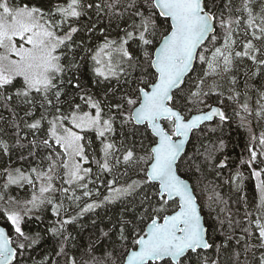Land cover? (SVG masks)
<instances>
[{
    "label": "snow or ice",
    "instance_id": "1",
    "mask_svg": "<svg viewBox=\"0 0 264 264\" xmlns=\"http://www.w3.org/2000/svg\"><path fill=\"white\" fill-rule=\"evenodd\" d=\"M113 25L118 39L107 34ZM97 32L103 42L93 48ZM197 60L207 70L186 89ZM88 61L93 78L85 80ZM208 77L227 80L228 100L244 97L242 126L248 116L264 121V0H0V218L11 229L0 226V264H22L49 233L59 245L55 256L78 264L67 255V226L118 201L119 219L89 247L95 252L99 243L103 255L83 264H264V132L250 136L249 158L241 161L256 179L258 203L240 195L244 174L232 173L223 184L242 209L233 213L231 197L213 186L209 199L219 212L211 232L185 178L208 170L220 176L228 167L227 156L217 160L222 138L203 152L186 150L206 122L215 133L229 120L223 99L208 103L224 95L216 79L206 86ZM13 156L28 167L12 166ZM97 183L108 195L83 201ZM12 187L31 194L17 198ZM49 210L54 225L24 230ZM42 264L60 261L46 256Z\"/></svg>",
    "mask_w": 264,
    "mask_h": 264
},
{
    "label": "trees",
    "instance_id": "2",
    "mask_svg": "<svg viewBox=\"0 0 264 264\" xmlns=\"http://www.w3.org/2000/svg\"><path fill=\"white\" fill-rule=\"evenodd\" d=\"M17 3H30L31 0H16ZM234 2L239 5L241 0H234ZM100 27V25H98ZM107 34L109 35L110 39H118L119 36L122 35V32L113 25L111 28L107 29ZM79 39V35L76 37ZM103 42V37L100 36L99 32L95 34V39L90 41V44L93 48ZM83 55V53H80ZM250 61H245L244 65H241L240 73L237 76V88L241 92L245 90L244 88V71L246 70V66L249 65ZM92 62L88 61V64L85 65L80 71L83 73V79L90 80L92 79V75L90 72V66ZM207 70V65H202L198 60L194 64V70L188 74L186 77V82L183 87L193 88L195 82L203 75V72ZM78 73L77 75H79ZM213 79H216V82L220 84L222 87L218 89L224 93L222 97H217L215 95L211 96L208 100L210 104H219V100L223 99L224 104L220 105L223 107L229 116V120L226 125L223 127L222 131L218 130L217 132L213 133L209 131V129L215 127V123H206V127L204 128V133H197L198 136H201V139L197 140L195 138L192 139V142L186 146V150L188 151L189 155H193L194 153L199 150L200 152L204 151L205 147L210 148L213 144H218L219 139L224 140L225 147L222 153H217V160L224 159L225 156L228 157V167L224 169L220 176L216 175L214 170L205 171L203 175L197 173L195 175L189 173L185 178L190 182L191 186L195 187V194L198 197V202L202 206V216L206 225L209 226V231L211 232L213 228L217 227V214L219 212V207L216 205L211 204L209 197L213 196L212 187L217 186V190L220 191L225 199H229V205L233 211L236 212L237 207H241L242 205H237L235 200L237 195L233 192H230L229 186L223 184L225 179H228L230 175L237 170L241 171L244 176V188L243 192L240 195H245L249 201L255 200L258 203V194L255 188L256 179L251 175V169L247 166V164H242V160H247L249 158V146H253V143L250 142V136L255 134L257 137L264 132V121H260L259 123L254 118V120H248V124L242 126L233 124L232 119L235 118L236 112H241L242 109L240 108V104L243 103L244 97L241 96L238 102H234L228 100L227 97L230 94L229 89L232 87L227 80H222L219 78L208 77L206 78V86L213 82ZM257 82H259V77H257ZM257 96L255 91L249 92L248 103L251 108H256V100L255 102L252 101V98ZM251 100V101H250ZM79 102V101H77ZM252 102V103H251ZM0 111H3L0 109ZM234 113V117H233ZM7 116V112L3 113ZM238 122V121H236ZM251 129V132L249 131ZM98 143V142H97ZM203 145V146H202ZM256 147L258 150V141L256 142ZM7 160V157L3 158ZM12 166H23L25 168L28 165L24 164L22 161H19L16 156L12 157ZM87 166V165H86ZM95 171V165H92ZM109 179L111 177H108ZM133 179L136 177L133 176ZM125 177L120 178V183H124ZM264 179V177H262ZM0 184H3V178H0ZM90 188L93 189V196L91 198H82L85 202H92L95 200L102 199L107 193V189L104 185L97 183L95 186L89 185ZM96 189H99V196L96 195ZM31 190L27 187L23 189H17L12 187L10 189V195L15 196L20 199H26L30 196ZM80 194L79 192L77 193ZM2 206V205H0ZM67 206V204H66ZM124 206L118 201L113 204H106L102 207L95 209L94 212L85 214L84 216L80 217L77 221L73 224L67 226V232L71 234V241L68 245H66V251L68 257H75L78 261V264H83L84 261L88 260L90 256H95L97 258L101 257L104 253V249L98 243L96 245L97 251L90 252L89 247L90 244L96 240V237L99 235V231L101 229L107 230L116 221L119 219L121 214V210ZM215 209V210H213ZM77 209L73 207L70 209L68 215H75ZM242 211L240 215L242 216ZM224 214H221V218H223ZM64 218V217H62ZM237 219L240 218L239 216L236 217ZM57 218L51 214V211H46L44 214V219L42 221L32 220L27 222L23 225V228L26 232H36L41 231L43 232L48 227L55 224ZM95 221V224H93ZM0 225H3L6 230L11 231L10 227L4 222L2 218H0ZM57 227L59 225H56ZM226 227V225H225ZM237 234L239 231L237 230ZM217 241L221 239L219 233L216 234ZM59 250V245L57 243L56 238L52 237L51 234H46L44 239L35 249H29L23 257H21L22 264H42L44 258L47 256L52 260L59 259L60 264H65V257L60 256L56 257L55 253Z\"/></svg>",
    "mask_w": 264,
    "mask_h": 264
},
{
    "label": "rangeland",
    "instance_id": "3",
    "mask_svg": "<svg viewBox=\"0 0 264 264\" xmlns=\"http://www.w3.org/2000/svg\"><path fill=\"white\" fill-rule=\"evenodd\" d=\"M250 99V98H249ZM255 100H256V97H254V98H252V101H254L255 102ZM251 101V100H250ZM244 102V101H243ZM252 103V102H251ZM240 113V115H237V112H236V116H235V118H233L232 119V122H233V124H238V125H241V117L242 116H245V113L243 112V111H241V112H239ZM233 117H234V113H233ZM254 115L253 116H248L247 117V120H254ZM236 121H238V122H236ZM236 124V125H237ZM249 147H251V146H249ZM96 192V191H95ZM106 195H108V193L106 194ZM103 200V198L102 199H100V200H95L96 202H99V201H102ZM93 202V201H92ZM89 203H91V202H89Z\"/></svg>",
    "mask_w": 264,
    "mask_h": 264
},
{
    "label": "water",
    "instance_id": "4",
    "mask_svg": "<svg viewBox=\"0 0 264 264\" xmlns=\"http://www.w3.org/2000/svg\"><path fill=\"white\" fill-rule=\"evenodd\" d=\"M195 64V63H194ZM213 106H217V105H213ZM206 123H210V122H206ZM187 146V145H186ZM188 183L190 184V182L188 181ZM191 185V184H190ZM202 218H203V216H202ZM203 221H204V219H203ZM0 226H3V225H0Z\"/></svg>",
    "mask_w": 264,
    "mask_h": 264
},
{
    "label": "bare ground",
    "instance_id": "5",
    "mask_svg": "<svg viewBox=\"0 0 264 264\" xmlns=\"http://www.w3.org/2000/svg\"><path fill=\"white\" fill-rule=\"evenodd\" d=\"M212 105H215V104H212Z\"/></svg>",
    "mask_w": 264,
    "mask_h": 264
},
{
    "label": "flooded vegetation",
    "instance_id": "6",
    "mask_svg": "<svg viewBox=\"0 0 264 264\" xmlns=\"http://www.w3.org/2000/svg\"><path fill=\"white\" fill-rule=\"evenodd\" d=\"M215 105H217V104H215ZM211 123V122H210Z\"/></svg>",
    "mask_w": 264,
    "mask_h": 264
}]
</instances>
